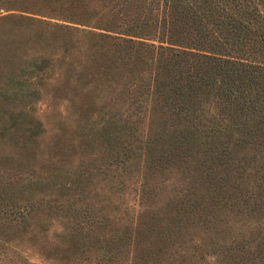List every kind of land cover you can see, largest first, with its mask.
Returning <instances> with one entry per match:
<instances>
[{"label":"trees","instance_id":"trees-1","mask_svg":"<svg viewBox=\"0 0 264 264\" xmlns=\"http://www.w3.org/2000/svg\"><path fill=\"white\" fill-rule=\"evenodd\" d=\"M50 2L66 20L54 22L63 47V29L83 31L95 62L122 60L138 72L152 65L148 80L138 75L136 118L112 114L108 123L115 132L135 131L150 101L146 154L194 170L201 186L185 197L182 219L181 206L169 202L121 225L89 203L55 205L67 247L99 252L105 264H121L127 254L131 264H161L181 249L183 264H194L191 248L205 245L214 248L212 264H264V0ZM109 124L105 148L128 154L131 142L111 135ZM73 192L78 202L90 197L85 187Z\"/></svg>","mask_w":264,"mask_h":264},{"label":"rangeland","instance_id":"rangeland-1","mask_svg":"<svg viewBox=\"0 0 264 264\" xmlns=\"http://www.w3.org/2000/svg\"><path fill=\"white\" fill-rule=\"evenodd\" d=\"M57 5L0 0V264H105L99 252L67 247L55 205L89 203L97 215L107 212L121 225L141 214L150 217L169 202L181 206L182 219L185 197L201 187L194 170L175 160L158 164L146 154L150 101L141 107L135 131L126 126L115 132L108 123L112 114L136 118L139 76L148 80L152 65L145 63L138 72L122 60L95 62L83 31L63 29L69 40L63 47L62 27L54 22L66 20ZM107 124L111 135L131 142L128 154L105 148ZM83 187L90 197L78 202L71 192ZM106 193L111 201L104 200ZM213 251L205 245L191 248L192 262L212 264ZM183 253L179 249L161 264H183ZM122 259L121 264L132 263L129 254Z\"/></svg>","mask_w":264,"mask_h":264}]
</instances>
